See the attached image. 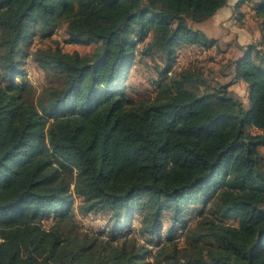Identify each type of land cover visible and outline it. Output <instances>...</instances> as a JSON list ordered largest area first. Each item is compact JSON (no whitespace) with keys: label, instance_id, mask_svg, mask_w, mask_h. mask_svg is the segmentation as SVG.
Returning a JSON list of instances; mask_svg holds the SVG:
<instances>
[{"label":"trees","instance_id":"1","mask_svg":"<svg viewBox=\"0 0 264 264\" xmlns=\"http://www.w3.org/2000/svg\"><path fill=\"white\" fill-rule=\"evenodd\" d=\"M229 2L0 0V264H264V0L234 4H255L260 40L223 66L229 81L174 69L182 47L211 44L196 24ZM61 27L95 54L23 51ZM140 44L160 66L147 100L127 92ZM29 57L62 86L36 94ZM75 196L78 213L110 214V237L78 224ZM169 203L185 247L162 244ZM199 203L209 211L188 227ZM137 213L139 235L125 233Z\"/></svg>","mask_w":264,"mask_h":264},{"label":"rangeland","instance_id":"2","mask_svg":"<svg viewBox=\"0 0 264 264\" xmlns=\"http://www.w3.org/2000/svg\"><path fill=\"white\" fill-rule=\"evenodd\" d=\"M199 25V24H198ZM196 24V26L198 27ZM235 37L234 35L231 36V38ZM150 37L146 43L151 39ZM67 39V35L65 32V28L61 27L59 31L53 36L51 39H43L40 34L36 38H34L31 43L27 46H23V51L27 53V51L35 52L37 50L42 49H49L53 48L55 46V42L59 41L64 51L73 53L78 52L82 56H93L97 50L96 45L91 46H82V45H75V44H66L65 41ZM138 56L135 61V66L131 70V78L127 83V92L129 96L136 97L141 96V100H147L152 99L155 97V94L157 92V83H158V74L157 69L158 68V61H154L153 59H149V57H141L140 53L143 50L144 44H140L138 46ZM242 54V53H241ZM187 56L189 59L194 58L195 60L192 62H195V64H192V66L189 68L199 69L198 67L202 64L199 62L206 61L207 58L203 55H200L198 53L189 52L187 53ZM176 66V64H175ZM25 68L27 70V77L26 79L29 80L30 85H33V90L36 94L41 92L44 88H47L51 85L56 86H62V81L56 74L53 72L45 71L42 69L32 58H25ZM227 72L229 71L226 69ZM200 71V70H197ZM1 72H0V80H1ZM221 82H227L229 79L220 78ZM17 81H21V79H17ZM237 95L244 99L245 93L243 89L236 88ZM139 203H144V200H138ZM81 203V199L77 196L74 197V215L75 219L77 220L78 224L85 230L91 232V233H97L99 235H102L104 237H110L111 235V229L113 227V222L109 221V213L107 212H100L98 214H92V215H82L77 212L76 207L78 204ZM171 206L170 208L162 213V218L164 220V228L165 231L162 236V244L166 243L167 241H180V246L185 247L186 245V231H184V234H178L176 233V236H170L172 235L169 233V230L172 226V208L173 204L169 203ZM209 205L205 207L203 203H199L196 205H191L184 211V217L188 219L189 226L195 228L199 224L202 218V212H208L209 211ZM142 213H137L135 217L134 224L125 231V233H129L132 235H139L138 230L140 227V221L142 218ZM228 223L233 224L235 226L238 225L237 219H231L228 221ZM133 230L132 232L129 230ZM135 229V230H134ZM129 235V234H128ZM152 239V240H151ZM147 241H155V244L150 243V247L155 251L157 249L156 243L159 242L158 237H147ZM185 244V245H184ZM150 264H156L154 260H150Z\"/></svg>","mask_w":264,"mask_h":264},{"label":"crops","instance_id":"3","mask_svg":"<svg viewBox=\"0 0 264 264\" xmlns=\"http://www.w3.org/2000/svg\"><path fill=\"white\" fill-rule=\"evenodd\" d=\"M237 1L233 0V2H229L227 6L220 9L212 18L198 25V28L206 34L211 44L209 46L191 45L182 47L174 63L176 71H181L195 64V62H192L195 59H189L187 56L189 51L203 55L205 59L207 58L206 61L199 62L202 65L198 67H204L203 71L206 72V77L230 80V72H227L226 76L225 73H221L223 66L231 60L240 57L243 49L260 40L255 4L247 2L236 7L234 4ZM232 35L235 37L231 38ZM149 59L152 58L149 57ZM159 64L161 63L159 62ZM236 88H241L246 92L244 101L247 102V84L239 82L230 87V91L238 96ZM260 151L264 154V147Z\"/></svg>","mask_w":264,"mask_h":264}]
</instances>
